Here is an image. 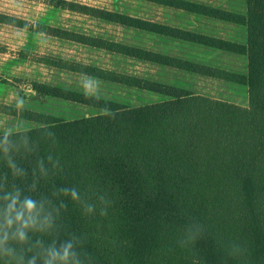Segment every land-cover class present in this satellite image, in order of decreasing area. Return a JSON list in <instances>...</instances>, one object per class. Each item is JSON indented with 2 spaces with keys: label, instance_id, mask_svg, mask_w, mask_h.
Wrapping results in <instances>:
<instances>
[{
  "label": "trees",
  "instance_id": "trees-1",
  "mask_svg": "<svg viewBox=\"0 0 264 264\" xmlns=\"http://www.w3.org/2000/svg\"><path fill=\"white\" fill-rule=\"evenodd\" d=\"M52 1L93 18L240 53L247 57L248 72L216 69L2 13L0 24L243 84L249 88V104L242 107L153 80L40 57L44 65L161 99L126 105L34 83L41 102L53 97L99 113L65 119L2 106L1 113L37 127L0 133V264H264V0H247L245 16L151 0L244 24L245 46ZM26 200L36 202L31 219L24 210ZM68 244L66 261L52 258L53 251L62 255Z\"/></svg>",
  "mask_w": 264,
  "mask_h": 264
},
{
  "label": "rangeland",
  "instance_id": "rangeland-1",
  "mask_svg": "<svg viewBox=\"0 0 264 264\" xmlns=\"http://www.w3.org/2000/svg\"><path fill=\"white\" fill-rule=\"evenodd\" d=\"M57 1V0H55ZM107 10L132 19L183 30L196 35L245 46L247 27L241 23L216 20L192 11L151 0H64ZM207 6L240 16L247 14V0H177ZM52 0H0V13L30 24H42L79 34L102 38L199 63L216 69L247 74L245 55L145 31L130 25L105 21L54 6ZM27 52L28 58H21ZM62 58L113 72L177 86L242 107L249 104L246 85L222 81L151 64L126 56L78 44L44 33L0 24V110L2 106L25 108L65 119L99 112L71 102L46 97L37 99L34 83L71 92L87 93L126 105H142L161 98L153 94L78 73L56 69L38 62L40 57ZM88 82H91L90 85ZM37 127L36 124L0 112V133H13Z\"/></svg>",
  "mask_w": 264,
  "mask_h": 264
},
{
  "label": "clouds",
  "instance_id": "clouds-1",
  "mask_svg": "<svg viewBox=\"0 0 264 264\" xmlns=\"http://www.w3.org/2000/svg\"><path fill=\"white\" fill-rule=\"evenodd\" d=\"M88 83L90 85L91 82H88ZM50 135H51V133H50ZM64 191H68V190H64ZM71 191H72V196L74 198H76L77 197V193L75 192V190H71ZM93 207H94L93 205H88V211H92ZM35 209H36V202L35 201L26 200L24 202V210L29 214V218L30 219H31L32 213L34 212ZM23 215H24V213L18 214L17 215V219L18 220L21 219ZM27 226H28V223L25 222V227H27ZM20 238L24 239V234L23 233L20 234ZM70 248H71V244H68V245H66L64 247V251H63L62 255L60 253H58V252L53 251L51 253V256H52L53 259H56L57 257H59L60 260L66 261L68 259V256H69V249ZM46 264H52V261L51 260L46 261Z\"/></svg>",
  "mask_w": 264,
  "mask_h": 264
}]
</instances>
